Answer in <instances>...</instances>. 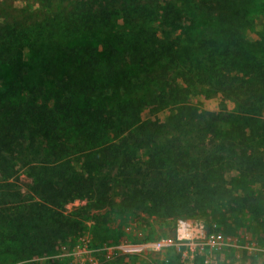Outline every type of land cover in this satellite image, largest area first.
Wrapping results in <instances>:
<instances>
[{
    "label": "trees",
    "instance_id": "obj_1",
    "mask_svg": "<svg viewBox=\"0 0 264 264\" xmlns=\"http://www.w3.org/2000/svg\"><path fill=\"white\" fill-rule=\"evenodd\" d=\"M263 190L264 0L0 1V264L63 240L77 198L100 232L249 221Z\"/></svg>",
    "mask_w": 264,
    "mask_h": 264
},
{
    "label": "rangeland",
    "instance_id": "obj_2",
    "mask_svg": "<svg viewBox=\"0 0 264 264\" xmlns=\"http://www.w3.org/2000/svg\"><path fill=\"white\" fill-rule=\"evenodd\" d=\"M20 178L23 189L27 192L31 179L25 173L20 174ZM262 189L253 185L251 193L253 191L258 194ZM87 205V200L80 198L65 205L63 213L71 222H76L65 238L53 244L47 242L46 252L37 259L18 260L11 264H148L155 259L156 264H264V254L251 259L252 255L247 250L250 238L264 246V211L259 217L249 218V221H246L248 216L238 217L240 219L235 221L236 215L226 216L228 211L221 208L222 216L218 219L222 226L217 224V227H213L205 223V220H210L209 215L201 213L189 218L166 220L154 215L149 217L140 211L135 216L131 214L133 211L124 209L120 217L121 223L112 214L111 223H107L104 231L98 232L96 218L110 211L88 210ZM184 224L191 225L195 235L201 238L200 242L189 244L178 240L179 229ZM227 228H236V232H230ZM206 230L221 235L224 240L237 247L225 245L216 249L214 242L208 241ZM122 237L136 241L168 239L174 240L176 245L141 254L122 253L114 249L113 254L108 256L102 246L116 243Z\"/></svg>",
    "mask_w": 264,
    "mask_h": 264
},
{
    "label": "built area",
    "instance_id": "obj_3",
    "mask_svg": "<svg viewBox=\"0 0 264 264\" xmlns=\"http://www.w3.org/2000/svg\"><path fill=\"white\" fill-rule=\"evenodd\" d=\"M189 224H184L179 229L178 240L183 241L184 243L188 242L189 244H193L194 241L200 242V237L195 235V230L190 227ZM213 227H217V224L212 225ZM182 228V229H181ZM207 231V230H206ZM208 241L214 242V247L216 249H220L225 245H229V247H237L235 244H232L226 240L221 235H217L212 231H207ZM176 245L174 240H143V241H136L129 238L122 237L116 243H107L102 246V249L106 252L108 256L113 254V250L116 249L122 253H133V254H141L145 251H156L162 248L173 247ZM234 245V246H233ZM247 250L251 253V259L257 257L258 254H264V246L261 245L258 241H251V238L247 245ZM255 263V262H254Z\"/></svg>",
    "mask_w": 264,
    "mask_h": 264
}]
</instances>
